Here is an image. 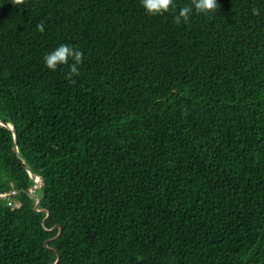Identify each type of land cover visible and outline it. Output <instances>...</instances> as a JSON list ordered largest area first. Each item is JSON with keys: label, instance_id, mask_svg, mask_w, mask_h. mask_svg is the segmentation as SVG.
Masks as SVG:
<instances>
[{"label": "trees", "instance_id": "obj_1", "mask_svg": "<svg viewBox=\"0 0 264 264\" xmlns=\"http://www.w3.org/2000/svg\"><path fill=\"white\" fill-rule=\"evenodd\" d=\"M190 2L0 0V264H264V0Z\"/></svg>", "mask_w": 264, "mask_h": 264}, {"label": "clouds", "instance_id": "obj_2", "mask_svg": "<svg viewBox=\"0 0 264 264\" xmlns=\"http://www.w3.org/2000/svg\"><path fill=\"white\" fill-rule=\"evenodd\" d=\"M12 3L14 5H24L25 0H12ZM141 5L152 16L173 12L177 7L175 0H141ZM219 8L220 5L217 3V0H191L190 4L179 9V12L174 15L173 20L176 25L182 23L188 24L194 13L208 15L215 13ZM252 14L259 16L260 10L253 8ZM36 28L40 33H44L45 31L43 22L38 23ZM70 59L73 63L69 65ZM43 60L46 67L52 71H56L61 65L68 66L66 79L70 83L75 84L76 81L73 77L80 75L78 66L83 64L84 54L73 46L61 44L51 53L45 54Z\"/></svg>", "mask_w": 264, "mask_h": 264}, {"label": "water", "instance_id": "obj_3", "mask_svg": "<svg viewBox=\"0 0 264 264\" xmlns=\"http://www.w3.org/2000/svg\"><path fill=\"white\" fill-rule=\"evenodd\" d=\"M8 126H9L10 128H13L12 125H8ZM14 137H15V142H17V136H16V134H15V131H14ZM16 149L18 150V147H17V146H16ZM24 165L26 166V168H27L29 174H30V175H31V176H32V177H33L38 183H40L41 180L31 172V170L29 169V167L27 166V164H26L25 162H24ZM38 203H39V202H38ZM38 203H37L36 206H35V210H36V208H37V206H38ZM45 212L47 213V217L43 220V223H42L43 226H45L46 220H47V218H48V216H49V212H48V211H45ZM61 233H62V227H60L59 234H58L54 239L58 238V237L61 235ZM50 241H51V240H48V241L45 243V246H46V247H48ZM51 250H53V251L56 252V254H57V260H56V262H55L54 264H59L60 261H61V254H60V252H59V251H56V250H54V249H51Z\"/></svg>", "mask_w": 264, "mask_h": 264}, {"label": "built area", "instance_id": "obj_4", "mask_svg": "<svg viewBox=\"0 0 264 264\" xmlns=\"http://www.w3.org/2000/svg\"><path fill=\"white\" fill-rule=\"evenodd\" d=\"M17 196V192L16 191H10V192H5V193H0V199H9L12 200L13 197ZM14 204L16 207H20V203L19 202H14L12 203Z\"/></svg>", "mask_w": 264, "mask_h": 264}, {"label": "rangeland", "instance_id": "obj_5", "mask_svg": "<svg viewBox=\"0 0 264 264\" xmlns=\"http://www.w3.org/2000/svg\"><path fill=\"white\" fill-rule=\"evenodd\" d=\"M36 190V187L35 188H33V191H35Z\"/></svg>", "mask_w": 264, "mask_h": 264}]
</instances>
